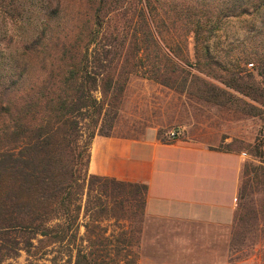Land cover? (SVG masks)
Segmentation results:
<instances>
[{
    "label": "trees",
    "instance_id": "16d2710c",
    "mask_svg": "<svg viewBox=\"0 0 264 264\" xmlns=\"http://www.w3.org/2000/svg\"><path fill=\"white\" fill-rule=\"evenodd\" d=\"M250 16L252 37L222 46L224 24ZM135 76L264 117V0H0V264H140L147 186L90 172ZM250 155L239 234L264 139Z\"/></svg>",
    "mask_w": 264,
    "mask_h": 264
},
{
    "label": "crops",
    "instance_id": "0c3cea01",
    "mask_svg": "<svg viewBox=\"0 0 264 264\" xmlns=\"http://www.w3.org/2000/svg\"><path fill=\"white\" fill-rule=\"evenodd\" d=\"M176 135L92 145L90 172L147 186L140 264L182 260L183 245L221 242L234 225L245 153Z\"/></svg>",
    "mask_w": 264,
    "mask_h": 264
},
{
    "label": "rangeland",
    "instance_id": "374dc122",
    "mask_svg": "<svg viewBox=\"0 0 264 264\" xmlns=\"http://www.w3.org/2000/svg\"><path fill=\"white\" fill-rule=\"evenodd\" d=\"M260 25L261 22H254L251 16L230 19L220 32L219 42L222 46H227L246 40L252 37L251 31L254 27ZM189 49L191 61L194 62L193 35L189 39ZM254 69L248 66L243 74L254 75L255 80L260 82L261 78ZM120 109L112 135L115 139H147L154 135L163 139L175 132L183 138L198 139L220 148L245 153L242 178L247 164L255 166L261 164L259 159H254L250 155V151L258 138L264 139V117L250 116L237 107H216L198 102L196 99H190L186 94L169 90L139 76L131 79ZM253 168L250 175L252 179ZM251 193L249 205L251 215L240 234L232 228L231 234L221 242L211 245L202 243L183 245L185 251L178 253L183 256L182 260L170 259L165 262L167 264H264V185L253 186ZM145 222L146 219L142 240ZM84 230L82 228V232ZM175 253L171 251L170 257ZM25 257L23 255L20 259L21 264H25Z\"/></svg>",
    "mask_w": 264,
    "mask_h": 264
},
{
    "label": "built area",
    "instance_id": "2783aa9c",
    "mask_svg": "<svg viewBox=\"0 0 264 264\" xmlns=\"http://www.w3.org/2000/svg\"><path fill=\"white\" fill-rule=\"evenodd\" d=\"M170 138H172V139H175L176 138V133L175 132H172V133H170ZM245 157H246V154H243Z\"/></svg>",
    "mask_w": 264,
    "mask_h": 264
}]
</instances>
